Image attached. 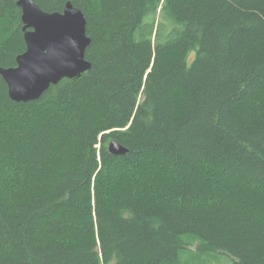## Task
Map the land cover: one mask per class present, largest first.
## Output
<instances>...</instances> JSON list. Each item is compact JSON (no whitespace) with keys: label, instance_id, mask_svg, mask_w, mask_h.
I'll use <instances>...</instances> for the list:
<instances>
[{"label":"trees","instance_id":"obj_1","mask_svg":"<svg viewBox=\"0 0 264 264\" xmlns=\"http://www.w3.org/2000/svg\"><path fill=\"white\" fill-rule=\"evenodd\" d=\"M33 1L81 9L91 67L28 102L0 75V264H264V0Z\"/></svg>","mask_w":264,"mask_h":264},{"label":"water","instance_id":"obj_2","mask_svg":"<svg viewBox=\"0 0 264 264\" xmlns=\"http://www.w3.org/2000/svg\"><path fill=\"white\" fill-rule=\"evenodd\" d=\"M21 9L25 50L16 56V65L0 67L8 95L16 102L36 100L63 78L80 76L90 69L85 58L90 44L86 18L68 1L62 11L42 10L33 0H18ZM108 150L125 155L128 148L112 139Z\"/></svg>","mask_w":264,"mask_h":264},{"label":"rangeland","instance_id":"obj_3","mask_svg":"<svg viewBox=\"0 0 264 264\" xmlns=\"http://www.w3.org/2000/svg\"><path fill=\"white\" fill-rule=\"evenodd\" d=\"M225 263H226V259L225 258H221L219 264H225Z\"/></svg>","mask_w":264,"mask_h":264}]
</instances>
